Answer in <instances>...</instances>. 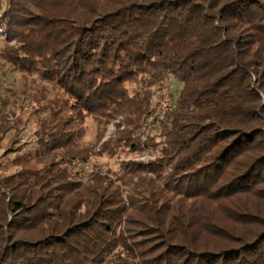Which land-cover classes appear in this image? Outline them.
Segmentation results:
<instances>
[{
  "label": "trees",
  "instance_id": "1",
  "mask_svg": "<svg viewBox=\"0 0 264 264\" xmlns=\"http://www.w3.org/2000/svg\"><path fill=\"white\" fill-rule=\"evenodd\" d=\"M1 38L59 94L0 176V264H264V0H0ZM168 80L175 106L146 136ZM159 131L127 174L73 172Z\"/></svg>",
  "mask_w": 264,
  "mask_h": 264
},
{
  "label": "rangeland",
  "instance_id": "2",
  "mask_svg": "<svg viewBox=\"0 0 264 264\" xmlns=\"http://www.w3.org/2000/svg\"><path fill=\"white\" fill-rule=\"evenodd\" d=\"M8 46L6 39H0V120H7L13 127L0 142V176L12 174L18 168L10 162L16 158L17 154L30 152L34 154L38 148V138L41 131V120L50 117V107L59 94V90L51 83L40 77V74H27L19 67L8 62L4 53ZM15 47V43H11ZM17 49V47H15ZM180 85L176 81H166L165 88L161 91L177 97ZM158 93L154 98V104L161 100ZM86 133L85 143H93L96 139V128L92 117H88L85 122ZM18 131V133H17ZM115 126L111 125L108 134L114 136ZM155 149L148 150L141 154L129 152L127 147L120 150L116 155H96L90 157L88 163L80 164L74 162L73 172H78L84 179L88 178L91 172L98 169L102 173L110 172L118 176L127 174L129 162L140 163L149 162L159 156L163 146V138L159 133H154ZM14 142L13 148H18V152L11 151L10 145ZM153 148V147H152ZM152 174H150L151 176ZM138 178V177H137ZM137 178L135 180H137Z\"/></svg>",
  "mask_w": 264,
  "mask_h": 264
},
{
  "label": "built area",
  "instance_id": "3",
  "mask_svg": "<svg viewBox=\"0 0 264 264\" xmlns=\"http://www.w3.org/2000/svg\"><path fill=\"white\" fill-rule=\"evenodd\" d=\"M175 106V100L174 97L169 94L165 93L161 100L157 102V105L155 106L153 112L147 119V126H146V133L145 135L148 136L153 129L156 127L158 123L163 122L167 114L172 111V109ZM110 138V134L107 135L106 139Z\"/></svg>",
  "mask_w": 264,
  "mask_h": 264
}]
</instances>
